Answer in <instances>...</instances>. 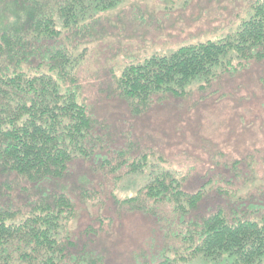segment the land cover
I'll list each match as a JSON object with an SVG mask.
<instances>
[{"label":"trees","instance_id":"1","mask_svg":"<svg viewBox=\"0 0 264 264\" xmlns=\"http://www.w3.org/2000/svg\"><path fill=\"white\" fill-rule=\"evenodd\" d=\"M119 1L0 0V173L20 179L15 193L12 181L1 180L0 264H105L99 253L77 249L69 224L77 206L61 181L73 161L104 145L82 94L79 47L97 30L100 13ZM237 57L240 65L264 59V0L253 2L235 34L126 63L111 85L139 113L159 93L185 96L195 81L206 89L219 73L237 68L231 65ZM119 152L116 168L147 170L135 195L120 200L139 207L141 195L167 201L183 220L197 206L201 190L185 191L182 175L157 163L156 154ZM184 229L189 254L167 255L157 264H201L181 263L186 255L212 264H264V213L230 220L219 207L188 219Z\"/></svg>","mask_w":264,"mask_h":264},{"label":"rangeland","instance_id":"2","mask_svg":"<svg viewBox=\"0 0 264 264\" xmlns=\"http://www.w3.org/2000/svg\"><path fill=\"white\" fill-rule=\"evenodd\" d=\"M254 1L120 0L100 13L97 30L79 47L78 74L104 145L73 161L61 181L77 206L69 223L77 249L99 253L105 264H157L167 255L189 254L181 237L188 219L219 207L230 220L264 213V59L240 65L234 58L237 68L219 73L206 89L195 81L185 96L159 93L139 113L111 85L126 63L235 34ZM120 150L156 154L157 163L182 175L185 191L201 190L197 206L183 220L167 201L141 195L139 207L120 200L147 178V170L115 167ZM4 178L19 190L20 179L0 173L1 187ZM189 256L179 261L212 264Z\"/></svg>","mask_w":264,"mask_h":264}]
</instances>
